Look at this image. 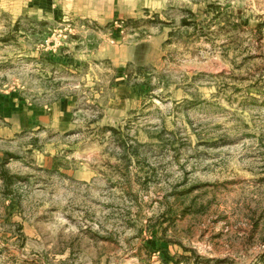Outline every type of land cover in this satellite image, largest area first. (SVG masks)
<instances>
[{
    "label": "rangeland",
    "instance_id": "374dc122",
    "mask_svg": "<svg viewBox=\"0 0 264 264\" xmlns=\"http://www.w3.org/2000/svg\"><path fill=\"white\" fill-rule=\"evenodd\" d=\"M78 3L0 0V264H264V0Z\"/></svg>",
    "mask_w": 264,
    "mask_h": 264
},
{
    "label": "crops",
    "instance_id": "0c3cea01",
    "mask_svg": "<svg viewBox=\"0 0 264 264\" xmlns=\"http://www.w3.org/2000/svg\"><path fill=\"white\" fill-rule=\"evenodd\" d=\"M28 7H30V9H38V12L41 13H45V14H49L52 16H58L59 14H61V10H69L70 12H72V8L77 6L80 7L81 5L78 2H81L83 9H78V11L81 10H87L88 6H87V0H26ZM77 2V4H76ZM84 2V3H83ZM85 4V5H84ZM87 6V7H86ZM77 10V9H76ZM20 105L12 102V103H6V102H0V111L2 113H4L5 115H10V109H14V110H19ZM24 112V111H23ZM21 112V114L23 113ZM29 113H27V115L25 116L24 113L23 115L20 117L21 119H25L26 120V125L30 124V122H34V118H32V115H30V117H27ZM35 117V116H33ZM36 122L39 121V119L37 117H35ZM44 117H41L40 120L43 122L44 121ZM24 123V120H23ZM20 125L21 127H25V124ZM19 126V127H20Z\"/></svg>",
    "mask_w": 264,
    "mask_h": 264
},
{
    "label": "trees",
    "instance_id": "16d2710c",
    "mask_svg": "<svg viewBox=\"0 0 264 264\" xmlns=\"http://www.w3.org/2000/svg\"><path fill=\"white\" fill-rule=\"evenodd\" d=\"M182 26L184 28L196 27L197 23L196 22H192V21H188L187 19H184V21L182 22ZM110 130L115 131L114 129H110ZM2 172H3V178L6 181L7 185H11L12 182H13L12 181L13 180L12 176L8 175L7 171H5L4 169L2 170ZM263 261H264V259H262V262Z\"/></svg>",
    "mask_w": 264,
    "mask_h": 264
}]
</instances>
